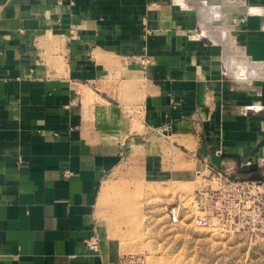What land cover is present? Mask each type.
Returning a JSON list of instances; mask_svg holds the SVG:
<instances>
[{
	"label": "crops",
	"instance_id": "crops-1",
	"mask_svg": "<svg viewBox=\"0 0 264 264\" xmlns=\"http://www.w3.org/2000/svg\"><path fill=\"white\" fill-rule=\"evenodd\" d=\"M178 149L264 180V0H0V264H117L104 182Z\"/></svg>",
	"mask_w": 264,
	"mask_h": 264
},
{
	"label": "rangeland",
	"instance_id": "rangeland-1",
	"mask_svg": "<svg viewBox=\"0 0 264 264\" xmlns=\"http://www.w3.org/2000/svg\"><path fill=\"white\" fill-rule=\"evenodd\" d=\"M179 149L176 154L169 150L162 153L161 179H141L129 173L126 178L112 180L118 184L104 182L99 203L109 201L115 207L112 220L124 229L108 235L120 242L118 259L140 254L145 264H264V212L258 202L242 208L236 193L215 190L206 208L208 219L211 216L209 225L194 224L192 194L203 182V176L195 171L204 168L192 165V159ZM176 169L179 174L170 178ZM178 201L184 210L173 223L167 209ZM95 235L104 252L100 241L106 236L100 238L97 230Z\"/></svg>",
	"mask_w": 264,
	"mask_h": 264
},
{
	"label": "built area",
	"instance_id": "built-area-1",
	"mask_svg": "<svg viewBox=\"0 0 264 264\" xmlns=\"http://www.w3.org/2000/svg\"><path fill=\"white\" fill-rule=\"evenodd\" d=\"M66 72L67 68L58 73V77L61 79L65 78L67 76ZM252 166L253 162L249 159L234 168L229 166H222L221 168L209 167L206 170L207 173L197 172V175L203 176V182L192 194V203L195 206L193 217L195 225H209L211 216L208 219L209 215L206 208H208L209 203L214 199L215 190L218 189L225 193H236L238 202L241 203L242 208H248L253 202H258L261 210L264 212V180L255 181L245 178L243 177V172H241L243 167L251 168ZM213 185L216 186V189L213 188ZM183 210L184 207L181 202L178 201L171 204L167 209L169 219L173 223L179 221ZM99 247V239L94 233L87 241L86 248L93 254H98ZM117 264H145V259L140 254H126L119 257Z\"/></svg>",
	"mask_w": 264,
	"mask_h": 264
},
{
	"label": "trees",
	"instance_id": "trees-1",
	"mask_svg": "<svg viewBox=\"0 0 264 264\" xmlns=\"http://www.w3.org/2000/svg\"><path fill=\"white\" fill-rule=\"evenodd\" d=\"M253 180V179H252ZM255 181H261V180H255Z\"/></svg>",
	"mask_w": 264,
	"mask_h": 264
},
{
	"label": "bare ground",
	"instance_id": "bare-ground-1",
	"mask_svg": "<svg viewBox=\"0 0 264 264\" xmlns=\"http://www.w3.org/2000/svg\"><path fill=\"white\" fill-rule=\"evenodd\" d=\"M210 30V29H209ZM207 32V31H206ZM209 34V33H208ZM211 35V34H210Z\"/></svg>",
	"mask_w": 264,
	"mask_h": 264
}]
</instances>
